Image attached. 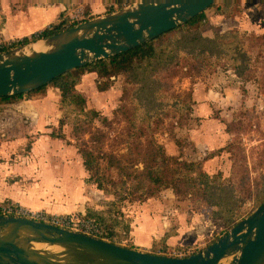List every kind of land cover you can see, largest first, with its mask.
I'll return each instance as SVG.
<instances>
[{"label":"trees","instance_id":"1","mask_svg":"<svg viewBox=\"0 0 264 264\" xmlns=\"http://www.w3.org/2000/svg\"><path fill=\"white\" fill-rule=\"evenodd\" d=\"M135 1L137 0H102L104 12L99 15L122 9ZM53 2L63 7L54 22L30 37L0 42V53L40 38L50 37L98 16L92 14L89 4H86L82 16L72 20L66 15L72 0ZM242 9V0H219L187 23L148 43L83 68L70 70L32 92L13 97H0L1 112L10 104L46 95L50 87L57 91V106L60 113L58 130L63 129L67 121L73 123L71 132L77 141V152L82 159L83 168L88 174L86 182L96 184V189L111 197L110 200L87 204L84 211L77 214L82 222H88L99 229L100 240L139 251L129 240L130 220L123 216L122 208L127 203L155 199L164 190H171L179 199L190 200L194 210H208L212 219L222 223V231L216 234L210 243L216 241L264 201V183L258 184L250 179L245 158L239 155L240 148L234 142L240 128L238 121L233 125V122L227 123L225 132L232 136V140L217 151L228 155L231 176L227 178L222 177L220 172L209 175L204 171L203 164L213 158V152L208 153L201 162H188L181 159L180 155L168 156L165 149L154 140L157 120L153 116L156 111L152 103L153 94L159 88L160 80L172 73L180 60L183 61L182 67L187 70L196 69L208 58L221 60L230 67L232 74L237 78L242 80L252 78L251 63L253 58H259L261 55L258 53L252 56L244 48L243 40H247L250 47L255 48L264 44V34L244 36L236 29L221 33L218 27L209 24L206 14L212 10L213 16L232 20L241 14ZM85 73L95 74V88L99 93L108 91L114 81L122 78L121 98L135 106L129 108L125 105L121 109L127 121L124 143L129 147L133 146L129 153L131 151L136 153L137 159L143 161V169L137 174L124 171L125 180L122 175L113 176L112 173L101 172V162H107V166L104 167L110 168L113 172L121 171L122 168L114 156L103 150L105 132L91 125L97 112L87 110L85 99L77 92L76 87ZM162 75L163 77L159 78ZM191 96L192 92L187 94L181 100L182 104L178 106L181 116L184 115V111L187 113L184 120L190 115L186 98L190 100ZM151 122L152 125L149 124ZM110 123L109 120L102 119L104 126L110 127ZM186 124L179 122L178 126L183 128ZM85 135L88 136L87 140L84 138ZM50 136L61 140L65 138L63 133ZM175 142L179 148L182 146L179 140ZM126 180H131L128 186ZM103 183L111 185L106 187ZM174 233V228L169 229L159 241L152 243L149 251L152 254H156L157 249L166 252L168 248L166 240ZM123 242L130 247L123 246ZM177 248L180 250L182 247L175 246L173 250ZM201 249L193 250L190 254Z\"/></svg>","mask_w":264,"mask_h":264},{"label":"rangeland","instance_id":"2","mask_svg":"<svg viewBox=\"0 0 264 264\" xmlns=\"http://www.w3.org/2000/svg\"><path fill=\"white\" fill-rule=\"evenodd\" d=\"M55 4L53 0H0V42H10L15 39L24 38V36L17 35L16 33L22 27H31L30 32L25 37H30L45 29L58 18L60 11L55 9L57 5ZM86 4H89L91 13L94 15H99L104 12L102 0H72L71 7L66 11V15L72 20H75L77 11L81 10L83 14V7ZM242 8V12L238 17L230 21L229 19H225L226 22H224V25H221L222 28L218 27L221 33L236 29L244 36L248 34L263 35L264 0H242ZM206 14L210 21L213 17L211 16L213 11H207ZM214 17L218 16L214 15ZM220 19L224 20L222 17ZM209 24L216 26L215 20H211ZM243 44L244 48L252 56L258 53L261 55L259 58H253L251 63L253 76L249 80L237 78L232 74L230 67L224 61H216L211 58L202 62L194 70L184 69L182 67L183 61L180 60L177 68L172 73L165 77L163 75L159 77H163V79L160 80L161 84H159V88L154 92L152 100L153 108L156 109L155 115L153 116L157 120V125L154 129V140L156 144L165 149L168 156L180 155L181 159L188 162H201L208 153L213 152V158L203 164L204 171L209 175L220 172L222 177L227 178L231 176V164L228 155L225 152L217 153V151L223 148L226 142L232 140V136L230 137L225 132L227 123L233 122V125L238 121L240 128L237 131V139L234 140L235 145L240 148L239 155L243 159L245 158L250 179L255 180L258 184H262L264 183V44H260L255 48L250 47L247 40H243ZM88 74L91 73H85L84 75ZM90 76L84 80L81 78L76 87L77 92L85 99L86 109L97 112V116L93 117L91 125L93 128H100L105 132L102 145L103 150L114 156L122 168L121 171L117 170L113 172L110 168L104 167L107 166V162H101V172L104 174L112 173L113 176L122 175L125 180L124 171L137 174L143 169V161L137 159L134 151L129 153L130 149L133 150V146L129 147L124 143V132L127 128V121L124 118V114L121 113V109L125 105L129 108H134L135 106L131 102H127L121 98L122 78L114 81L112 88L108 91L99 93L95 88V75L94 77ZM47 92L54 94L52 100L49 98V100H45L44 97L46 95H44L20 102H51L57 104V92L55 93L51 87ZM191 92V99L188 100L186 98V103L190 108V115L184 120V115L187 113L184 111V115L181 116L178 106L182 104L181 100ZM59 117L60 113L58 111L55 125L47 127L48 131L45 132L43 130L42 133H63L65 138L62 141L67 138L70 139L76 153H78L77 141L71 132L73 123L67 121L64 128L58 130ZM103 118L111 122L110 127L102 124ZM179 122L187 124L182 128L178 126ZM149 124L152 125V122ZM36 129V127H31L30 129L28 126L18 125V133H14V136L16 138L19 135L17 138L23 140L19 143L12 142L6 151L7 154L11 153L13 158H15L14 154H26L30 142H33V137H36V135H33H40L39 132L35 133L37 131ZM26 134L31 135L25 139L24 136ZM84 138L87 140L88 136L85 135ZM176 140L181 142L182 146L180 148L176 144ZM87 178L88 174L86 172ZM86 179L84 180L86 187L92 186L96 188V184L87 183ZM130 182L131 180H126V185L128 186ZM111 183L109 184L111 185ZM103 185L106 187L110 186L107 183H103ZM84 193L86 195V189ZM108 197L110 200L111 197ZM87 204L90 205L89 202ZM0 206L19 207L25 210L24 207L12 205L9 202H0ZM84 208L81 210L82 212ZM122 212L123 216L130 220V229L132 222L131 215L137 222L145 219L149 220L147 218L150 217L167 216V213H169V219L172 214H174L173 218L181 216L182 219L193 215H198L199 217L201 215L208 216L211 218L208 210H194V205L190 200L179 199L171 190L160 192L155 199H148L141 203H127L122 208ZM77 214L79 212H74L68 215V217L75 222L79 221L82 223L77 217ZM214 221L216 227L212 233L202 238L201 241L199 240L194 247H199L198 249H200L201 246L203 248L202 245L206 246L208 242L210 243L213 240L214 235L222 231V223L218 220ZM173 228L176 230L177 224L171 221L169 229ZM100 234L101 232H99V236ZM123 246L130 247L125 243ZM194 249L196 248L188 247L185 250L182 247L180 250L191 253ZM178 250V248L173 250V247H168L165 251L172 257L173 254L171 255V253ZM161 251L162 249L155 250V252Z\"/></svg>","mask_w":264,"mask_h":264},{"label":"water","instance_id":"3","mask_svg":"<svg viewBox=\"0 0 264 264\" xmlns=\"http://www.w3.org/2000/svg\"><path fill=\"white\" fill-rule=\"evenodd\" d=\"M219 0H137L50 37L0 53V97L150 42ZM0 264H264V201L208 246L183 258L119 247L82 233L0 214Z\"/></svg>","mask_w":264,"mask_h":264},{"label":"crops","instance_id":"4","mask_svg":"<svg viewBox=\"0 0 264 264\" xmlns=\"http://www.w3.org/2000/svg\"><path fill=\"white\" fill-rule=\"evenodd\" d=\"M55 7L57 11L63 10L58 4ZM211 20H215V25L219 28H222L221 25L226 22L225 19L221 20L220 17L214 16L209 22ZM30 28L22 27L16 33L25 37L30 32ZM94 75H83L81 78L84 80ZM53 95L47 92L44 99L52 100ZM57 115L58 106L51 102H16L0 112V202L7 201L27 210L43 211L50 215L68 216L74 212L82 213L81 210L87 202L93 204L109 200L108 195L92 186L84 185L86 171L70 139L62 141L51 137L50 132L42 133L43 130L48 131L47 127L55 125ZM20 124L30 129L36 127L35 133L39 132L40 135H33L36 137H33L34 141L31 140L33 142H30L26 154H14L15 158H13V155L7 154L6 151L12 142L19 143L23 140L17 138L19 135L16 138L14 136V133H18L17 127ZM30 135L26 134L24 138ZM168 215L169 213L167 216L150 217L147 218L149 220L139 222L131 215L130 242L138 247L139 251L151 253L149 250L152 243L160 240L169 230L171 221H174L177 229L174 235L167 238L166 246L189 247L197 250L199 247L194 246L199 240L211 234L216 227L215 221L208 216L193 215L182 219L181 216L173 218L174 214H172L169 219Z\"/></svg>","mask_w":264,"mask_h":264},{"label":"built area","instance_id":"5","mask_svg":"<svg viewBox=\"0 0 264 264\" xmlns=\"http://www.w3.org/2000/svg\"><path fill=\"white\" fill-rule=\"evenodd\" d=\"M82 16L81 10L77 11V14L75 15V20L79 19ZM39 33V32H37ZM11 206H0V214L1 215H7V216H15L30 220H35L43 223H47L50 225H53L55 227H59L62 229L71 230L74 232L82 233L87 236L98 238L99 236V229L93 226L92 224L88 222H82L79 221L75 222L71 220L68 216H58V215H50L45 212H32L29 210H23L19 207H11ZM174 258H183L190 254V252H185V250H178L173 251L171 255ZM156 255H164L169 256L166 252H156ZM171 257V256H169Z\"/></svg>","mask_w":264,"mask_h":264}]
</instances>
